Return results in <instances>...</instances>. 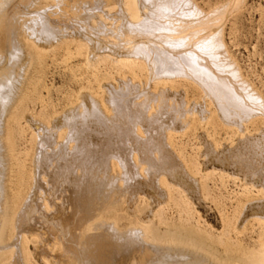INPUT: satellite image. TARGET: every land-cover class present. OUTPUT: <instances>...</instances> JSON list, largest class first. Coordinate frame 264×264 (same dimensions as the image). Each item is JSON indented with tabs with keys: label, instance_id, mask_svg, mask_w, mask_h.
I'll return each mask as SVG.
<instances>
[{
	"label": "bare ground",
	"instance_id": "6f19581e",
	"mask_svg": "<svg viewBox=\"0 0 264 264\" xmlns=\"http://www.w3.org/2000/svg\"><path fill=\"white\" fill-rule=\"evenodd\" d=\"M39 1L0 0V32L8 33L7 41L0 34V264H264L239 247L230 250L229 231L238 243L247 226L243 204L236 222L221 230L223 255L200 231L196 238L161 236L146 221L130 222L124 213L115 220L116 213L110 216L121 202H134L147 191L160 207L175 193L199 205L206 192L203 171L219 167L246 196L260 195L245 207L264 223V95L231 55L223 34L243 0L207 9L196 0H80L82 14L70 15L74 26L64 24L69 20L64 16L63 24L53 23ZM69 39L86 43L84 60L93 74L101 63L108 74L92 76L94 84L91 79L90 88L79 86L76 101L73 96L62 115L52 112L38 126L27 194L14 190L10 197L15 129L9 122L24 109L25 79L41 52ZM215 126L224 134L218 133L220 139L208 131ZM191 127L197 142V162L189 158L193 163L173 140ZM178 201L174 205L181 210ZM261 228L256 242L264 248Z\"/></svg>",
	"mask_w": 264,
	"mask_h": 264
},
{
	"label": "rangeland",
	"instance_id": "374dc122",
	"mask_svg": "<svg viewBox=\"0 0 264 264\" xmlns=\"http://www.w3.org/2000/svg\"><path fill=\"white\" fill-rule=\"evenodd\" d=\"M79 1L80 0H71V1L70 0L69 1L68 0H62L59 5H56L55 0L54 1L52 0L51 2L49 0H44V1L40 0L39 5H37V6L42 5V7L44 6V8L47 10V12L49 11V13L46 12V14L49 16L51 21L53 19V21H52L53 23H55V22L58 23L60 21L61 23H59V24H63L67 19H69L72 21V23L69 20H67L70 23L69 22L67 23V21H66L64 24H66L67 26H69V25L74 26L73 24L75 21L73 20L74 19L73 16H75L74 14L77 15V13L80 14L81 12H83V7L85 4V2L82 3V1H84V0H82L80 3H79ZM85 1H88V0H85ZM222 1H224V0H196V2L199 3L200 6H202L205 9H207L210 6H213L216 3L222 2ZM62 2H64V3H62ZM52 3H53V5H52ZM68 3H69V5H68ZM75 6L78 7V8H75L76 10L73 9ZM35 8H36V6H35ZM69 8H71V9H69ZM72 9H73V11H72ZM68 10H70L72 12H69ZM57 14L59 15V18H58ZM70 15H73L72 18ZM63 16L66 18V20H65V18L62 19ZM57 18L59 19L58 21L56 20ZM61 19L64 21H61ZM0 34H1L2 38L7 41V38H8L7 31L1 30ZM223 34H224V40H225V42L229 48L231 55L235 58L236 61H238V64L241 67L242 71H244V73L247 74L248 78L251 81H253L254 85L264 95V0H243L241 2L240 8L237 11H235V13L227 21ZM72 40H74V39L65 40L66 42H60L61 44L59 43L58 45H56L51 50L44 51L45 53L41 52L43 55L41 54L42 56L40 58V61L36 62V64L33 65L35 67H32V69H31V71L33 69L35 71L33 70L34 72L33 71L31 72L32 75L29 72L28 75H31V76L29 77V79H27L28 77H26L27 81L25 79L23 90H24V93L26 91L27 97H25L24 96L25 94L22 93L21 94L22 96H20V98L22 99L24 96L28 100L23 98L22 99L23 101H22L20 99L21 100L20 102H23V104H21L22 105L21 107L24 109H22V111L21 110L18 111L21 114H17V116H16L17 120L16 119L14 120L15 122L17 121L18 124L15 122L14 123L18 127L14 126L15 124L12 122L13 120L9 122V124L11 126V130L15 129V130L11 131V132H14L11 134V136H12L11 139L13 141V146H14V144L16 146V147L14 146V151H13V154H14L13 157L14 158L12 159V161L14 160L13 161L14 164L10 161L11 162L10 168L12 167V169H9V173H8V177H7V189L9 188L8 189L9 196L12 194L10 197H12L13 194H15L16 192H19V193L21 192L22 193V194L20 193L21 195L27 194V189H28L27 186H29L30 173H31L30 171L33 168L32 164H33V160H34V153L32 151H35V141L34 140L36 139V137H35L36 134L39 132V131L37 132L38 126L43 125V124H41L43 122H44V124H45V122L47 123L49 121V119L52 118V114H53L52 112H54L53 116H55V113L58 115L55 117H59V115H62L64 113V111L67 109V105H70L72 102L76 101V96H77L76 94H78V92L80 91V90H78L79 86H80L79 87L80 89L88 87L90 85L89 80L92 79L91 82H92V84H94V81L97 77L106 76L108 74V71H106V69L103 67L106 65L105 63H101L102 67L99 64L100 70L99 71L96 70L98 75L93 74L94 70L90 71L89 70L90 67H88V65L85 63L86 61L84 60L85 59V55H84L85 54V52H84L85 48L83 46H86V43L83 42V44H84L83 45V44H81V42L78 43L75 40L76 41L75 42L76 44H75V43H73L74 41H72ZM71 47H72V49H71ZM75 47L77 49H80L83 51H81V53L80 52L78 53V50ZM80 47L84 48V49H81ZM62 48H64V49H62ZM73 48H74V51H73ZM67 49H69V50H67ZM72 51H73V53H72ZM61 52H63V53H61ZM67 53L69 55L72 53V55L75 56L76 58L75 57L72 58L73 57L72 55H71L72 57L69 55H68L69 56L68 57ZM62 54L63 55L65 54V55L62 57ZM76 55L81 56V57H78ZM83 63H85L86 66ZM39 64H41V65H39ZM36 65H39V66H36ZM83 65H84V67H83ZM40 67L43 71L39 70ZM83 68H85V69L83 70ZM90 72H91V74H90ZM105 72H107V73H105ZM37 73H39V74H37ZM82 73L84 75L80 76ZM87 73H89L90 75H87ZM94 73H96V72H94ZM39 75H40V79H38ZM95 75H97V76H95ZM89 76H90V79H89ZM92 76H95L96 78L92 77ZM34 77H36V79ZM86 77L88 79H86ZM83 80H84V82H83ZM28 81L32 85L34 84L32 89H30L28 87V85H30V87L32 86L31 84L28 83ZM80 81H82L81 84H80ZM86 81L89 82V84L88 83L86 84ZM26 83H27V85H26ZM35 86H36V88H35ZM81 86H83V87H81ZM25 87H27V88H25ZM88 88H90V86ZM185 89L188 93H191V91H192L190 88H185ZM30 90H31V92L33 90V92L32 93L27 92ZM28 93L32 96V98L30 97V95ZM28 96L32 100L29 99ZM73 96H74L75 101L72 98ZM35 98H37V99H35ZM71 99H73L72 102H71ZM30 100H31V102H30ZM67 100L70 102H68ZM24 102L26 103V105L24 104ZM26 106L29 107V108L27 107V110H29V111L26 110V108H25ZM24 112L25 113L27 112V113L25 114ZM28 113L31 114L32 117L30 115H28ZM39 114H42V115H39ZM18 115H20V116H18ZM44 117L46 118V120ZM6 118H8V116ZM22 118L25 122L23 120H19ZM43 118H44V120H43ZM32 119H33V121H32ZM36 119L39 120V122H36ZM18 120L20 122V125H19ZM28 120H30V121H28ZM6 121H7V119H6ZM26 123H28V124H26ZM31 123H33V124H31ZM37 123H39V124H37ZM26 125H28V127ZM19 126H21V129L23 128L22 129L23 131H21L24 134L23 136L19 130L20 129ZM194 127L187 129L184 134L178 133L179 135L178 134L174 135L175 138H173V140L176 139V140H174L176 147H177V143H180V144H178L179 146L177 147V148H179L178 149L179 151H181L183 149V146H184L185 153L183 150L181 152L191 163H193L194 161L197 162V159H194V158H196L195 157L196 156L195 150L197 149V142L195 140L196 130L194 129ZM16 128H19V129H16ZM31 129H32V131H31ZM211 129H212V131H211ZM15 131H19V132H17L19 135L16 134ZM208 131H210L209 133L212 135L216 133L215 136L218 139H220V136H218V133H220V135L223 134L222 131L217 126H215L213 128L209 127ZM32 132H34V133L31 134ZM20 134H21V136H20ZM17 135H18V137H17ZM177 135H178V137H177ZM223 136H224V134H223ZM33 137L35 139H33ZM179 137L180 138L182 137V138L180 139ZM182 140H184V141H182ZM33 141H34V143H32ZM31 144H33V146ZM32 147H34V148L32 149ZM15 148L16 149L19 148V149H17L18 151H16ZM20 150L22 151V153H26V154L28 153L29 155L27 154V156H26V154L24 155V154L20 153L21 152ZM24 151H27V152H24ZM15 152H16V155H15ZM21 155H22V157H21ZM192 155H193V157H192ZM23 156H25V157H23ZM191 157L194 161L192 159L191 160L189 159ZM15 158L16 159L18 158V159L16 160ZM15 160L19 161L20 165ZM23 161H25V162L22 163ZM15 163H17V164L15 165ZM22 164H25L23 169H21L23 166ZM17 165H18V167H17ZM14 167H16L19 171L17 169H14ZM13 169H14V171H12ZM218 169L215 171H213L212 169H209L208 171H203L202 176L203 175L204 176L202 177V181L205 184V188H206L205 191L206 192H205V200L201 201V203L199 205H198V203L197 204L191 203V201L188 202V200L185 197H182L181 195H178L175 193V195H173L172 198H174L175 196H178V197H175L174 200H176V201L179 200L180 204L182 203L181 204V210H178L176 208V206L174 205V200L172 198L170 201H168L169 203L167 205L162 204V207H163L162 208V207H160L161 206L160 204H159L160 206H158L157 203L153 202V200L151 198V193L146 190L147 196L144 195L143 197H145V196L148 197V195H150L151 202L149 200V197L147 198L148 199L147 200L146 197L143 198L142 196L140 197V199H138L139 201L136 200L138 202V204H136V201L130 202V203L129 202H126V203L121 202L116 207V210L115 209L110 210V216L112 213H116V214H113V216H112L113 217L112 219L115 220V218L118 219V217L120 218L121 215L125 214V217L130 222L137 223L136 220H138V222L139 221H141V222L146 221L145 223L151 224L154 227V229H156V233H159V235H161V236H168L169 237L171 235H175V236H179V237L196 238L194 234H197L200 231L204 235H207V237L214 239L213 241L216 242L214 244V249L219 251L220 255H223V253L221 251V247L219 246V243L222 242V240H224V238H225L223 236L224 234L222 235V233H223L222 231L227 230L226 224L228 225V224H232V223L236 222V219H237L239 213L243 212L242 210H243V206H244V208H245L244 211H245V215H246L245 225L248 226V224H249V226L252 228L245 226V231L243 232L244 234L242 233L239 235L240 241L238 243H235L236 239L234 237V233L229 231V229H228V231H229L228 235H229L230 240H231L230 243L232 244L230 246V250H231V252H234L237 249V247H239V249H242V251L244 253H246L247 255H250V256L252 255L255 258L260 257L261 259H264V248L261 247L256 242L258 239V233L262 230L261 227H263L264 223L259 222L255 217L251 216L250 215L251 211H249V209H246V207H245V206H248L250 203H255V200L260 201V195H257L256 192H252L250 195L246 196L242 192V190L240 189L238 183H236L235 180L231 176L228 175V171L227 172L222 171L219 167H218ZM15 170H17V171H15ZM11 171H12V173H11ZM28 171L30 173H28ZM14 172H16V173H14ZM18 172H20V173H18ZM17 174L19 175V178H18ZM21 174H23V175H21ZM207 174H209V175H207ZM26 175L29 177L26 178L27 177ZM9 176L12 177V179ZM15 176H17V177L15 178ZM209 176H213V177L210 178ZM224 177H226V178H224ZM14 178H15V180L18 178L16 182H15V180H13ZM21 178H22V180H21ZM19 180H21L22 182ZM11 181H13V182H11ZM26 181H27L28 185H27ZM9 183H10V185H9ZM206 183H207V185H206ZM17 184H20V185H17ZM24 185H25V188H23ZM18 186L19 187L21 186V187L19 188ZM207 186H209V187H207ZM18 188H19V191L17 190ZM21 188H22V190H20ZM208 189H211V190L208 191ZM237 197H238V199L240 198L241 200L240 199L238 200ZM142 198H143V202H145V204H143V202H141ZM252 198H253V200H252ZM184 201H186V202H184ZM237 201H239L238 203H240L242 201V203L238 204ZM134 203H135V205H134ZM146 203H148V204H146ZM172 203H173V205H171ZM246 203H248V204H246ZM193 204H195L196 206ZM235 204H238V205H235ZM242 204H243V206H242ZM168 205H170V206H168ZM136 206L138 208L137 211H136V209H137ZM237 206H239V207H237ZM118 209H120L122 211L120 212V210H118ZM177 210H178V212H177ZM100 212L102 213V211H100ZM104 213H105V211H103V214ZM117 219H116V221H117ZM222 222H224V223H222ZM117 223H119L118 226L121 228L122 223H120L119 221H117ZM208 245L211 246V242L208 243ZM28 246L30 248H32L31 244H29Z\"/></svg>",
	"mask_w": 264,
	"mask_h": 264
}]
</instances>
